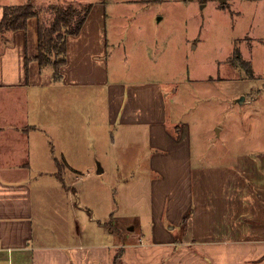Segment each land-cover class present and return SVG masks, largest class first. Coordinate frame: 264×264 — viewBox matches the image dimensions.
I'll list each match as a JSON object with an SVG mask.
<instances>
[{
    "label": "crops",
    "instance_id": "0c3cea01",
    "mask_svg": "<svg viewBox=\"0 0 264 264\" xmlns=\"http://www.w3.org/2000/svg\"><path fill=\"white\" fill-rule=\"evenodd\" d=\"M107 2L57 81L36 16L0 35V264H264V148L194 140L171 82L121 76Z\"/></svg>",
    "mask_w": 264,
    "mask_h": 264
},
{
    "label": "rangeland",
    "instance_id": "374dc122",
    "mask_svg": "<svg viewBox=\"0 0 264 264\" xmlns=\"http://www.w3.org/2000/svg\"><path fill=\"white\" fill-rule=\"evenodd\" d=\"M30 1L48 25L50 6L95 0ZM107 1L108 60L121 76L171 82L168 110L191 126L194 140L264 148V0Z\"/></svg>",
    "mask_w": 264,
    "mask_h": 264
},
{
    "label": "trees",
    "instance_id": "16d2710c",
    "mask_svg": "<svg viewBox=\"0 0 264 264\" xmlns=\"http://www.w3.org/2000/svg\"><path fill=\"white\" fill-rule=\"evenodd\" d=\"M154 1V0H153ZM92 3L56 4L50 6L53 16L48 25L39 19V9L30 0L17 4H5L0 19V35L5 31L26 29L30 17L38 18V45L35 58L40 69L50 68L54 81L62 78L61 66L66 61V38L68 35L78 34L81 26L89 14ZM106 223V222H105ZM112 227L111 221H107ZM121 248H118L113 257V264H120Z\"/></svg>",
    "mask_w": 264,
    "mask_h": 264
}]
</instances>
